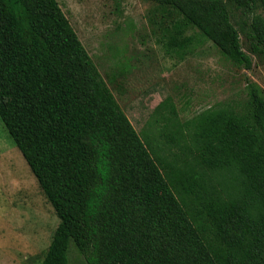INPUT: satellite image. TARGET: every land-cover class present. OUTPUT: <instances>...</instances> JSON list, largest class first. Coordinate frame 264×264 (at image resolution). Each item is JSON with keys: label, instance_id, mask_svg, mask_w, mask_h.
<instances>
[{"label": "trees", "instance_id": "1", "mask_svg": "<svg viewBox=\"0 0 264 264\" xmlns=\"http://www.w3.org/2000/svg\"><path fill=\"white\" fill-rule=\"evenodd\" d=\"M148 1L182 18L168 53L264 59V0ZM228 4L250 19L246 51ZM0 119L59 220L42 264H68L71 242L86 264H264L257 84L184 123L167 98L140 136L57 0H0Z\"/></svg>", "mask_w": 264, "mask_h": 264}, {"label": "rangeland", "instance_id": "2", "mask_svg": "<svg viewBox=\"0 0 264 264\" xmlns=\"http://www.w3.org/2000/svg\"><path fill=\"white\" fill-rule=\"evenodd\" d=\"M103 80L142 136L153 111L167 98L182 123L220 103L242 101L249 82L264 90V59L246 71L211 42L183 53L167 51L176 15L161 21L148 0H57ZM240 33L250 19L228 4ZM157 11V12H156ZM163 23V26L161 25ZM167 29V30H166ZM196 30L189 28L186 36ZM59 220L0 119V264H42ZM68 264H86L73 242Z\"/></svg>", "mask_w": 264, "mask_h": 264}]
</instances>
